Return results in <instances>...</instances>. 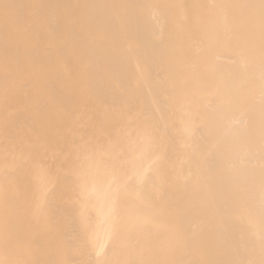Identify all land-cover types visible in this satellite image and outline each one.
Returning <instances> with one entry per match:
<instances>
[{
	"label": "bare ground",
	"instance_id": "bare-ground-1",
	"mask_svg": "<svg viewBox=\"0 0 264 264\" xmlns=\"http://www.w3.org/2000/svg\"><path fill=\"white\" fill-rule=\"evenodd\" d=\"M0 264H264L261 0H0Z\"/></svg>",
	"mask_w": 264,
	"mask_h": 264
},
{
	"label": "snow or ice",
	"instance_id": "snow-or-ice-1",
	"mask_svg": "<svg viewBox=\"0 0 264 264\" xmlns=\"http://www.w3.org/2000/svg\"><path fill=\"white\" fill-rule=\"evenodd\" d=\"M261 6L264 8V0H261ZM156 159H159V157L157 156ZM153 163H155V160H153Z\"/></svg>",
	"mask_w": 264,
	"mask_h": 264
}]
</instances>
